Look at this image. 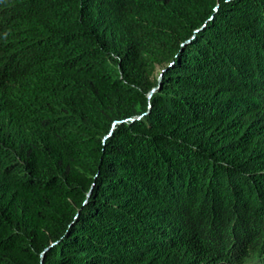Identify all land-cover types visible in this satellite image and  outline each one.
Returning a JSON list of instances; mask_svg holds the SVG:
<instances>
[{
  "label": "trees",
  "instance_id": "trees-1",
  "mask_svg": "<svg viewBox=\"0 0 264 264\" xmlns=\"http://www.w3.org/2000/svg\"><path fill=\"white\" fill-rule=\"evenodd\" d=\"M0 264H264V0H0Z\"/></svg>",
  "mask_w": 264,
  "mask_h": 264
},
{
  "label": "rangeland",
  "instance_id": "rangeland-1",
  "mask_svg": "<svg viewBox=\"0 0 264 264\" xmlns=\"http://www.w3.org/2000/svg\"><path fill=\"white\" fill-rule=\"evenodd\" d=\"M159 71V68H157V72Z\"/></svg>",
  "mask_w": 264,
  "mask_h": 264
}]
</instances>
